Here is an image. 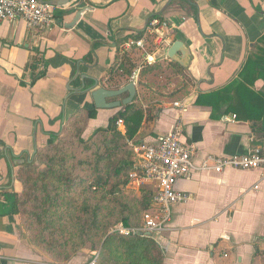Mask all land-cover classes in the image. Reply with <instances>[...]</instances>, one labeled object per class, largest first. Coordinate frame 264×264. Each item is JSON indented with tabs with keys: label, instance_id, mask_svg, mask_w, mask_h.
I'll use <instances>...</instances> for the list:
<instances>
[{
	"label": "crops",
	"instance_id": "0c3cea01",
	"mask_svg": "<svg viewBox=\"0 0 264 264\" xmlns=\"http://www.w3.org/2000/svg\"><path fill=\"white\" fill-rule=\"evenodd\" d=\"M54 7L56 22L50 29H30L21 20L0 21V264H55L23 238L21 216L11 213L14 195L21 191L18 167L28 164L29 158L35 162L37 147L60 132L77 107H93L87 94L69 90L79 88L84 75L108 88L129 82L130 75L120 82L117 76L110 79L109 72L124 56L134 64L132 74L142 52L133 48L122 54L119 47L117 58L116 40L135 39L130 36L137 32L148 36L153 17L164 21L168 31V42L156 62L169 60L168 48L182 41L191 55L185 69L192 86L181 101L152 102L159 109L157 116L144 121L137 138L154 143L181 122L185 140L194 146L196 165L208 153L264 151V139L255 140L247 122L232 116L213 119L210 107L195 104L200 91L214 90L237 76L264 34V0H72ZM81 7L90 8L66 27ZM37 55L45 61L39 66L45 68V75L31 83L28 65ZM263 84L257 79L253 86L259 90ZM135 87L138 95L140 87ZM96 111L83 136L105 127L116 109ZM14 157L24 162L15 164ZM145 185L155 188L152 183ZM176 188L191 197L172 208L171 224L176 230L155 238L163 251V264H264L260 169L194 170L179 179ZM91 261L90 254L77 253L63 264Z\"/></svg>",
	"mask_w": 264,
	"mask_h": 264
},
{
	"label": "trees",
	"instance_id": "16d2710c",
	"mask_svg": "<svg viewBox=\"0 0 264 264\" xmlns=\"http://www.w3.org/2000/svg\"><path fill=\"white\" fill-rule=\"evenodd\" d=\"M142 35L137 32L130 37ZM127 39L116 40L117 58L119 47ZM44 63L39 55L31 59V83L45 75V68H39ZM133 68L123 56L112 67L109 78L117 76L121 82ZM257 79L264 82V34L237 76L214 90L200 91L195 104L210 107L213 119L232 116L247 122L253 138L263 140L264 84L255 89ZM137 85L140 93L110 115L105 127L83 136L87 121L95 118L97 111L77 107L65 118L61 131L37 147L36 162L18 167L21 191L14 195L11 213L21 216L23 238L55 263L84 253L93 257V264H163V251L153 237L122 235L112 228L117 224L141 225L143 212L151 204L152 187L143 184L126 191L129 173L136 168L130 143L140 141L137 135L142 124L156 118L159 111L150 104L181 101L189 95L192 83L185 68L164 60L143 66ZM118 120L123 131L117 126Z\"/></svg>",
	"mask_w": 264,
	"mask_h": 264
},
{
	"label": "built area",
	"instance_id": "2783aa9c",
	"mask_svg": "<svg viewBox=\"0 0 264 264\" xmlns=\"http://www.w3.org/2000/svg\"><path fill=\"white\" fill-rule=\"evenodd\" d=\"M30 29H50L56 22V8L38 0H0V21H18ZM148 36L139 39H127L120 46L125 54L133 48L142 52L140 64L130 74L129 81L135 86L140 69L154 64L160 57L158 53L167 43V26L164 21L153 17L147 26ZM150 49V51H149ZM178 106V102L173 103ZM118 128L123 131L121 120ZM131 149L136 158V168L129 173V185L137 186L152 183L155 185L150 206L144 210L142 224L124 226L117 224L113 232L122 235H146L157 238L164 233L175 231L171 224L172 208L177 203L190 199V193L181 192L176 183L181 178L189 177L194 170L220 173L226 168L260 169L264 176V151L258 148L245 153L232 155L206 154L199 164H194V146L184 138L181 122H176L173 129L156 142L139 141ZM90 264H93L91 261Z\"/></svg>",
	"mask_w": 264,
	"mask_h": 264
},
{
	"label": "water",
	"instance_id": "95a60500",
	"mask_svg": "<svg viewBox=\"0 0 264 264\" xmlns=\"http://www.w3.org/2000/svg\"><path fill=\"white\" fill-rule=\"evenodd\" d=\"M41 3H46L52 6H63L68 4L72 0H38ZM90 7H81L76 9L74 17L69 23H65L66 27H71L75 21L79 18L82 11ZM167 57L169 60L174 61L181 65L183 68L188 67L191 55L188 47L180 40L174 41L167 50ZM84 78L90 79L91 84H87ZM70 93L76 92L80 95L87 94L95 109H120L121 106L133 102L136 96V87L132 82H128L118 88H108L99 85V79L94 77H87L84 75L82 77V82L79 88H70ZM126 93L127 95L122 99H114L120 95ZM112 99V100H111ZM13 162L15 164H22L24 161L20 157H14ZM32 158L27 160V163H31Z\"/></svg>",
	"mask_w": 264,
	"mask_h": 264
},
{
	"label": "rangeland",
	"instance_id": "374dc122",
	"mask_svg": "<svg viewBox=\"0 0 264 264\" xmlns=\"http://www.w3.org/2000/svg\"><path fill=\"white\" fill-rule=\"evenodd\" d=\"M165 44H166V43H165ZM165 44H164V45H165ZM149 51H150V49H149ZM208 154H210V153H208ZM35 162H36V161H35ZM232 169H234V168H232ZM137 188H138L137 186H131V185L128 184V185H127V188H126V191H130V190H132V189H133V190H137ZM142 219H143V218H142ZM154 239H155V238H154ZM155 240H156V239H155ZM76 254H77V253H76ZM76 254H75V255H76ZM72 257H73V256H72ZM72 257H71V258H72ZM49 259H50V258H49ZM50 260H51V259H50ZM69 260H70V259H69ZM69 260H68V261H69ZM51 263H55V262H53V261L51 260ZM65 263H66V262H65ZM55 264H59V263H55ZM62 264H63V263H62Z\"/></svg>",
	"mask_w": 264,
	"mask_h": 264
}]
</instances>
